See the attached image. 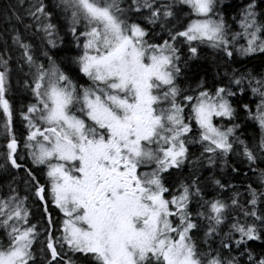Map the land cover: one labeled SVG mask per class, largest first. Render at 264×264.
<instances>
[{
  "label": "snow or ice",
  "instance_id": "6c2138e0",
  "mask_svg": "<svg viewBox=\"0 0 264 264\" xmlns=\"http://www.w3.org/2000/svg\"><path fill=\"white\" fill-rule=\"evenodd\" d=\"M176 5L182 6L181 11L187 9L190 19L182 29L169 30L171 43L168 39L162 44L149 42L145 28L128 15L146 12L149 24L160 22L164 28L163 21L175 15ZM55 6L67 16L68 30L78 49L73 63L89 83L77 87L47 51L43 52L45 66L36 62L29 45L18 35L12 37L30 70L26 75L31 81H25V87L34 99L20 113L27 129L23 147L40 175L20 162L24 156L18 151L13 109L6 98L10 68L7 60L0 59V112L7 134L4 155L12 169H23L24 182L31 184L34 200L43 206L48 218L44 264H61L67 252L82 254L90 264H237L234 256L203 251L191 234L199 228L189 209L193 197L199 198L196 215L208 221L205 244L213 233L219 234V226L229 214L228 204L205 200L196 181L182 185L171 199L164 195L170 190L163 182V173L180 168L188 159V144H200L210 157H223L232 151L230 137L239 127L214 123L216 119L231 123L235 118L228 99L236 95L231 88L216 87L211 92L201 84L193 94H183V104L177 99L181 95L176 83L181 73L177 43H186L193 57L198 55L194 42L233 56L224 17L213 18L216 0L159 4L131 0L127 8L122 0H58ZM255 9L253 0L241 13L242 32L231 37L235 41L243 35L247 47L237 52L245 55L257 50L264 53L260 35L264 23L258 22ZM27 11L38 25L36 30L44 32L47 44L57 47L52 38L57 26L50 22L52 13L43 0L31 3ZM244 79H231L241 93L245 91ZM248 86L259 97L257 112L253 116L247 104L243 108L261 131L256 147L264 158V76L249 75ZM243 156L250 166L257 164V153L247 145ZM258 178L264 185V168ZM214 183L223 187L219 181ZM9 192L0 199V264H36L33 246L38 233L24 206L28 196L21 198L15 188ZM248 203L252 208L243 210L245 222L236 219L229 226L230 232L224 233H237L234 243L238 247L261 239L256 222L264 229V214L255 209V192ZM49 204L61 214L58 228ZM231 204L234 209L240 206L234 197ZM53 229L62 235H53ZM221 248L230 252L231 243L222 241ZM248 259L250 264H264V258L257 261L249 254ZM63 264L73 261L66 258Z\"/></svg>",
  "mask_w": 264,
  "mask_h": 264
},
{
  "label": "trees",
  "instance_id": "16d2710c",
  "mask_svg": "<svg viewBox=\"0 0 264 264\" xmlns=\"http://www.w3.org/2000/svg\"><path fill=\"white\" fill-rule=\"evenodd\" d=\"M18 0H0V59L14 61L9 64L10 72L9 81L7 84L8 91L6 98L9 100L13 109V129L14 135L18 140L22 139V118L21 111H24V106L32 103V94L28 97L23 96V92H26L23 84L24 79L27 77L22 71L15 69V65L19 63L22 66H27L21 55V50L17 44L13 42L12 37L18 35L23 43H28L30 47L38 53L35 60L37 63L42 62L41 53L47 51L49 55H52L60 67L67 75L72 77L77 84H84V78L79 74L76 65L73 63V57L77 55L78 49L75 46L74 38L69 29V23L64 11L57 8L55 5L57 0H43L46 8L52 13L51 23L55 24L56 36L52 37L56 41L57 47H50L45 39L43 31H37V23L28 15V8L31 4V0H27L28 8L24 9V14L17 4ZM125 6L127 8L131 0H125ZM154 2L159 4L161 2L167 3L168 1L158 0ZM171 2H174L171 1ZM253 0H216V15L213 17L219 19L222 15L227 25V38H231L233 34L239 32L237 21L239 22L240 16L244 8L252 3ZM256 4V12L258 22L264 23V0H254ZM181 7L176 5L173 11L175 15L167 21H163L164 28L160 27V22L156 24H149L144 18L147 15L146 12L129 13L132 21L139 23L148 32V36L145 38L151 43H163L165 39L169 38V30L175 31L182 29L188 22L190 17L187 15V9L181 11ZM19 17V19H17ZM30 25V27H29ZM264 38V33L260 34ZM44 37V41L42 38ZM37 42V44L35 43ZM179 48L178 55L180 61L178 64L181 68V73L176 79L177 86L181 89V95L179 98L183 99V94H193L192 90L198 88L203 84L205 90L214 92L216 87H228L236 92L235 96L228 97L232 107L235 109L234 120L230 123L228 120H221L222 125L231 127L233 124L239 125L234 130L232 139L234 141H243L244 145H247L250 149L257 153V164L249 165L245 157L240 155V148L236 147L234 151L228 153L223 157H210L208 153H203L200 144L190 143L188 146V159L178 169H172L163 174L165 182H169L174 187L181 188L182 185H190L193 181H196L202 189V195L205 200L219 199L229 205V214L226 216L225 221L219 226V234L213 233V238L209 240L208 244L204 243V232L207 230L208 221H201L196 215V211L199 210V204L197 203L198 197H193L192 202L189 204V209L192 212L193 222L199 225L198 229H194L191 233L199 244L200 248L205 252H212L213 255L217 252H223L226 256L236 257L237 264H250L249 254L254 260L264 258V229L259 227L257 223L258 232L261 234V239L256 241H249L247 245H240L239 247L234 243L235 239L239 236L237 233H230L229 236H225L224 233L230 232V225L239 219L241 223L245 222L243 216V210L252 208V205L248 201L252 198V193L255 192L257 197V204L255 209L264 214V185H261L259 181V171L264 168V158H262L258 152L257 145L260 143L261 131L252 119H249V114L243 108L244 104H247L254 116L257 112V104L259 103V97L254 96L251 89L248 86V76L259 78L264 76V53L256 52L246 57H239L233 53L232 58H229L224 51L219 48H210L206 44H200L194 42V46L198 49V55L193 57L188 52V45L180 42L176 45ZM11 54H8V52ZM6 53V54H5ZM3 56V57H2ZM2 57V58H1ZM0 70H3L0 68ZM244 76L243 81L244 92L241 93L237 89L236 85L231 83L233 77L239 78ZM76 77H79L77 80ZM29 98V99H28ZM0 131H2L4 137L0 139V144L6 140L7 135L4 128V121L2 112H0ZM5 138V139H4ZM238 145V143H236ZM241 156V157H240ZM30 167V166H29ZM257 168L256 172H253V168ZM32 169V168H31ZM236 169V171H233ZM36 175H39L37 171L32 169ZM6 176H0V188H4V179H11V183L15 187H18L20 182L25 185L19 190L30 192L31 184H26L24 181L27 179L24 171L20 173L14 172L11 168L6 169ZM214 181H219L223 187H218ZM236 198L239 201L240 206L233 208L231 204L232 198ZM263 210V211H259ZM249 222L252 218H247ZM0 238H3V232L0 231ZM228 241L231 243V251L221 248V242Z\"/></svg>",
  "mask_w": 264,
  "mask_h": 264
},
{
  "label": "flooded vegetation",
  "instance_id": "af4514ba",
  "mask_svg": "<svg viewBox=\"0 0 264 264\" xmlns=\"http://www.w3.org/2000/svg\"><path fill=\"white\" fill-rule=\"evenodd\" d=\"M26 2H27V0H24V3H26ZM43 57L44 56H42V59H43L42 61H44ZM83 78L85 80V83L79 84L77 86H79V87L80 86H86L88 84L87 79L85 77H83ZM26 108L24 111H26ZM22 123H23V125L21 127H22V130L24 131L23 136H22V139H23L24 136L27 134V130L24 127V121L23 120H22ZM5 144L6 143H4V142H2L0 144V176H1V178L6 176V172H5L6 169L11 168V165L7 163L5 155H4V153L6 152V149L4 148ZM23 156H24V160L20 161V162L24 165V167L34 169L40 175V172L37 169L32 167L31 160L28 158V151H26ZM12 170L14 172H16L17 174L20 173L21 171H23V169H20V170L12 169ZM165 180H167V178H165L163 180V182H164L165 186L168 187L170 190L169 192L166 193L167 197H171L172 194L178 195L181 188L174 187V186L170 185L169 182H167V181L165 182ZM11 181L12 180L9 178H8V180L4 179L3 185H4L5 189L0 188V199H3L5 197V194H10L8 192V190H10V188H15L18 195L21 198L24 196H28V200L25 202L24 206L29 211V219H30L31 223L37 225V233H38L36 240L34 242V246H33L35 262H36V264H44L43 257L47 254L46 241H47V236L49 234L48 233V218L44 215L43 206L40 205L39 201L34 200L32 192L31 191L25 192V191L19 190L18 187H15L13 185V183H11ZM48 207H49L50 212L52 213V220L58 228L59 227V221L61 219V214L58 212V210H56L54 207H52L51 204H49ZM52 233H53V235H61V233L57 232L55 229L52 230ZM59 247H60V245L58 244L57 248H59ZM42 249H43V251H41ZM64 251H66V246H65ZM66 258H71V260L73 261V264H90V261L80 253L67 252V256H65L61 259V264H63V259H66Z\"/></svg>",
  "mask_w": 264,
  "mask_h": 264
},
{
  "label": "rangeland",
  "instance_id": "374dc122",
  "mask_svg": "<svg viewBox=\"0 0 264 264\" xmlns=\"http://www.w3.org/2000/svg\"><path fill=\"white\" fill-rule=\"evenodd\" d=\"M58 1V0H57ZM155 1H158V0H155ZM162 1H168V2H170V0H162ZM171 1H173V0H171ZM34 2H38V0H31V3H34ZM125 0H122V4L125 6ZM18 7H20V9H21V11H22V15L25 13L24 12V9H22L23 7L24 8H28V4H26V3H24V0H18V2H17V4H16ZM129 15V14H128ZM241 17V16H240ZM214 18V17H213ZM214 19H216V18H214ZM241 19V18H240ZM239 22H240V20H239ZM239 22L237 21V24H238V28H239V32H242V29H240V27H239ZM229 40V50H231L234 54H236L237 56H239V57H246V56H249V55H251V54H253V53H256V52H258L259 50H257V51H255V52H253V53H251V54H247V55H245L243 52H237V49H243V48H246L247 47V41H246V39L243 37V35H240V36H238L237 37V39L235 40V41H232V39L231 38H229L228 39ZM36 44H37V42H35ZM25 44H27L28 45V43H25ZM162 44V43H161ZM30 47V46H29ZM21 50V49H20ZM30 51L31 52H35L36 54L38 53V49L36 48V51H34L33 50V48L32 47H30ZM21 52H22V50H21ZM260 52V51H259ZM36 54H33V56H34V58L36 57ZM44 58V61H42L41 63H44L45 64V66H47V58L44 56L43 57ZM11 60H13L12 58H10ZM14 61V60H13ZM17 65H18V63L15 65L16 67H17ZM11 73V72H10ZM89 83V82H88ZM88 86V84L86 85V86H83V87H87ZM77 87H79V86H77ZM32 94V93H31ZM178 99V102H180V103H184V101L183 100H181L179 97L177 98ZM32 100H33V102L32 103H34V99H33V97H32ZM188 111H189V109H185V114H187L188 113ZM226 120V119H225ZM25 123V122H24ZM214 123H216V125L217 126H221L222 125V123H221V119H216V120H214ZM27 130V129H26ZM7 135V134H6ZM4 137V135H3V133H2V131H0V139H2ZM5 139V138H4ZM230 140H232L233 141V149H232V151H234L235 150V148L236 147H239L240 148V150H241V152H240V155L241 156H243V145L240 143V141L238 142V141H234L233 139H232V137H230ZM6 141H7V138H6V140L4 141V143H6ZM18 142H19V148H18V151L19 152H21L23 155H24V153L26 152V151H28L27 149H24V147H23V145H24V138L23 139H21V140H18ZM236 143H238V145L236 144ZM189 146V144L187 145V147ZM237 149V148H236ZM232 151H230L229 153L231 154V152ZM240 156V157H241ZM244 157V156H243ZM185 163V162H184ZM183 163V164H184ZM182 164V165H183ZM151 169L150 168H142L141 169V171H150ZM171 170V169H170ZM164 174V173H163ZM8 192H9V190H8ZM10 193V192H9ZM7 195H9V194H5V197L4 198H6V196ZM165 195V197L166 198H168V199H171V197H167V194L165 193L164 194ZM26 208V207H25ZM259 211H263V210H259ZM0 231L1 232H3V229L2 228H0ZM61 235H62V233H61ZM0 239H2V238H0Z\"/></svg>",
  "mask_w": 264,
  "mask_h": 264
},
{
  "label": "bare ground",
  "instance_id": "6f19581e",
  "mask_svg": "<svg viewBox=\"0 0 264 264\" xmlns=\"http://www.w3.org/2000/svg\"><path fill=\"white\" fill-rule=\"evenodd\" d=\"M41 38H42V36H41ZM42 41H44V37L42 38ZM7 52H8V54H10L9 51H7ZM10 55H11V54H10ZM42 56H44L43 53H41V57H42ZM2 57H3V56H2ZM2 57H1V58H2ZM11 62H13V60H11V59L8 60V65H9V64L12 65ZM15 69H17L18 71H22V72H24L25 74L29 73V71H30L29 68H28V66H22V65H20L19 63H18V65H17V67H15ZM26 76H27V77H26V78L24 79V81H23L24 86H25V81H29V82L31 81V76H30V75H26ZM77 85H79V84H77ZM25 89H26V87H25ZM28 92H30V91H28ZM23 93H24L23 96L26 98V97H27V89H26V92L24 91ZM196 94H198V93H196ZM30 95H31V93L28 94V97H29ZM182 96H183V95H182ZM29 98H30V97H29ZM29 98H28V99H29ZM182 100H183V99H182ZM26 107H27V104L24 106V108H26ZM23 185H25V184H24L23 182H20L19 185H18V187L22 189V188L24 187Z\"/></svg>",
  "mask_w": 264,
  "mask_h": 264
}]
</instances>
